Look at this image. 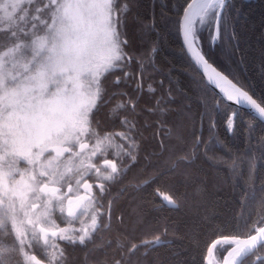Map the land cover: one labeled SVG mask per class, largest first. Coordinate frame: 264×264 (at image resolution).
Returning a JSON list of instances; mask_svg holds the SVG:
<instances>
[{
  "label": "trees",
  "instance_id": "obj_1",
  "mask_svg": "<svg viewBox=\"0 0 264 264\" xmlns=\"http://www.w3.org/2000/svg\"><path fill=\"white\" fill-rule=\"evenodd\" d=\"M188 1L138 0L133 12L159 19L162 5L173 17L176 12L181 15ZM125 3L128 0H121L122 6ZM237 3L245 5L247 19L234 24L236 39L227 41L223 49L216 48L219 41L213 47L202 41V51L231 80L250 87L249 92L260 102L264 99L260 76L264 0ZM113 10L117 23L116 0ZM136 27L130 13V37ZM9 32L0 30V50L14 42ZM152 38L160 44L159 54L151 61L159 71L146 68L140 57L121 48L122 62L99 78V96L89 114L90 134L85 140L91 143V134L108 133L126 148L131 136L132 158L124 151L98 155L97 162L111 159L118 170L98 190L102 222L110 202L109 224L101 223L82 241L57 239L62 250L59 264H204L213 240L245 236L264 222V123L236 108L235 134L225 131L223 115L212 121L215 126L210 133L202 101L198 103L188 88L189 81L199 76L189 64L190 58L180 51L181 39L163 23L159 35L154 32ZM212 94L219 112L235 108L225 102L222 106L217 93L212 90ZM24 245L31 254L45 259L39 247ZM22 246L0 210V264H26ZM224 248L216 247L218 257ZM258 254L264 256V242L240 264H264V257L253 262Z\"/></svg>",
  "mask_w": 264,
  "mask_h": 264
},
{
  "label": "rangeland",
  "instance_id": "obj_2",
  "mask_svg": "<svg viewBox=\"0 0 264 264\" xmlns=\"http://www.w3.org/2000/svg\"><path fill=\"white\" fill-rule=\"evenodd\" d=\"M113 2L114 0H94V20L97 26L107 24L113 31V39L117 40L120 38L116 31ZM6 3V9L0 8V30L8 29L14 37V42L0 50V56L6 61L4 68L11 76L27 75L22 65L31 60V54L26 48L23 54H13L10 50L22 41L25 33L31 35L43 27L41 20L44 13L38 11L41 8L38 0H6ZM117 54L119 59H111L109 63V52L89 47V54L85 59L90 63H87L85 70L81 72L77 88L73 89V85L69 83V91L63 94L64 99L49 106L51 110L46 113L45 119L30 113L26 120L24 114H20V119L15 122L16 127L12 130L18 146L23 147L43 139L41 146L32 147L28 158L13 156L9 152L6 141L13 137L9 134L6 117L11 110V87L0 86V210L19 241L23 243L26 264H33L34 258L25 249L24 244L39 245L42 248L46 258L41 264H59L62 250L57 239L82 241L95 229V213L91 209V203L81 210L91 219L90 223L87 222L81 227L77 224L81 223L77 215L66 218L64 212L68 209L71 199L78 195L79 183L86 175H91L93 180H97V185L113 176L111 163L107 162V159L97 162L98 155L113 151L118 153L123 147L115 135L104 133L91 134V143L78 149L79 144L86 139L85 136L90 134L88 119L99 96L101 74L120 64L124 58L120 47ZM96 65H99V68L95 67ZM57 80L63 82L61 76H58ZM60 86L49 84L44 99H51ZM56 146H68L70 150L54 155L52 150ZM42 183L61 184L62 188L57 192L43 193L39 190ZM68 184L70 187L66 193L63 189L67 188ZM64 220L67 221L61 224ZM37 225L57 230V237L45 236L41 241ZM212 264H218V259H212Z\"/></svg>",
  "mask_w": 264,
  "mask_h": 264
},
{
  "label": "snow or ice",
  "instance_id": "obj_3",
  "mask_svg": "<svg viewBox=\"0 0 264 264\" xmlns=\"http://www.w3.org/2000/svg\"><path fill=\"white\" fill-rule=\"evenodd\" d=\"M137 4L138 0H128V3L122 6L121 0H116V31L122 39L114 40L113 31L107 24L96 25L94 0H44L38 10L44 13V18L41 20L43 27L31 35L25 33L22 41L10 50L13 54H23L26 48L31 54V60L22 65L27 75L11 76L4 68L6 61L0 56V86L11 87V110L6 117L9 134L13 137L10 141H6L11 155L28 158L32 147L43 144L41 138L35 143L18 146L15 133L12 131L16 127L15 122L20 119V114H24L26 120L30 113L38 114L41 119H45L46 113L51 110L49 106L64 99L63 94L69 91V83L73 85V89L79 86L80 74L85 70L86 64L90 63L85 59L89 54V47L109 52L111 54L109 63L111 59H119L117 49L123 48L125 52H129V55L140 57L145 62L146 68L151 66L153 71H159L151 63L160 52L159 40L153 39L152 34L155 32L159 35L161 23L174 31L178 38H182L180 51L186 57H190L189 64L199 76V79L193 78L189 81L188 88L195 93L198 103L202 101L205 108L204 115L209 120L210 133L215 126L212 121L217 115H223L225 131L235 134V124L239 117L236 108L225 107L223 112L215 108L216 96L212 94V85L224 94L227 101L234 102L237 106H247L264 119V106H262L264 99L258 102L249 94L250 87L239 80L233 83L206 59L202 51V41L208 42L210 47L212 42L219 41L216 48L223 49L227 41L236 39L234 24L241 19L246 21L247 18L243 13L245 5L242 3L238 5L237 0H202V2L192 0V3H188L183 10L182 16L179 12L173 17L168 16L167 10L161 5V13L157 19L154 14L144 18L134 13L133 8ZM6 7V0H0V8L6 9ZM13 7L15 8L16 5L14 4ZM130 13L137 25L134 37H130L127 31ZM8 15L10 16L11 13ZM137 46L139 50L135 51ZM95 67L99 68V65ZM58 76L63 78L62 83L57 80ZM260 76L264 79V64L261 65ZM49 84L61 86L56 89L51 99L45 100L44 93ZM182 93L188 95L186 92ZM188 99L191 97L189 96ZM220 104L223 106L224 101L221 100ZM244 127L246 128L247 124Z\"/></svg>",
  "mask_w": 264,
  "mask_h": 264
},
{
  "label": "water",
  "instance_id": "obj_4",
  "mask_svg": "<svg viewBox=\"0 0 264 264\" xmlns=\"http://www.w3.org/2000/svg\"><path fill=\"white\" fill-rule=\"evenodd\" d=\"M197 2H202V0H197ZM188 3H192V0H189L187 2V4ZM187 4L183 8V10L187 7ZM183 10L181 12V16L183 15ZM180 39H181V42H182V38H180ZM215 42H212V45H214ZM217 70L220 71L219 69H217ZM201 72H202V70H201ZM222 74H224V73H222ZM227 78L230 79L229 77H227ZM205 81H206V77H205ZM233 83H235V82L233 81ZM211 88L226 103H229V104L235 106L236 108H241V109L247 111L252 116L257 117L259 120H261L264 123V119L260 118L259 114L256 113L255 110H252V109H250L247 106H237V105H235L234 102L227 101V99L224 96V94L222 92H220V90L218 88H216L215 85H212ZM82 144H86V143L83 142ZM65 150H67V147L57 146V147L54 148L53 152L55 154L59 155L62 152H64ZM57 188L58 187L55 186V185H49V184L44 183V184L41 185L40 190L41 191L56 190ZM164 199H165V197H164ZM83 200H84V197H81V198L77 199L74 203H72L70 205V207L68 208V213H71L76 207H78L82 203ZM39 229H40V232H41V238H43L45 236V234L53 235V234L56 233L55 231L50 232L48 230H45L41 226H39ZM262 242H264V223L259 228H257L254 232H252V233H250V234H248L246 236H223V237H218V238H216L215 240H213L209 244L207 252H206V255H205L204 264H212L211 260L212 259H216V256L214 254V249H215L217 244L221 243L223 245L224 244L228 245L227 248L222 253L218 264H239L240 261L245 256L250 254Z\"/></svg>",
  "mask_w": 264,
  "mask_h": 264
},
{
  "label": "flooded vegetation",
  "instance_id": "obj_5",
  "mask_svg": "<svg viewBox=\"0 0 264 264\" xmlns=\"http://www.w3.org/2000/svg\"><path fill=\"white\" fill-rule=\"evenodd\" d=\"M131 132V131H129ZM134 140L131 136H128L127 137V140H126V148L123 146L121 148V151H119L118 153L116 151H113V152H109V153H113L115 155L119 154L120 152L124 151L125 154L132 158L131 157V154H132V145H134ZM97 159V158H96ZM102 162V161H100ZM107 162L111 163L112 167L110 168L113 175L115 173L118 172L117 170V164L113 161V160H109L107 159ZM91 176V175H86L84 178L81 179L80 183H79V187H78V195L76 196V198H79L81 196H84L85 199L84 201L82 202V204L80 206H78L77 208H75L73 210L72 213H74V215L76 216L77 215V218L78 220L81 222V223H77L80 227L83 226L84 224H86L87 222H89L91 219L87 218L83 212L81 211L84 206L88 203H91V209L94 211L95 213V222H96V225H95V228L99 227L101 225V223H104V226H108V222L107 220H109V209H110V202L107 201V207L105 209V221L102 222V214H103V209L99 206H102V202H100L98 200V190H99V186L100 185H97L98 181L97 180H89L88 177ZM87 177V178H86ZM92 177V176H91ZM69 186L65 189H63V191H65L66 193L68 192V189L70 187V184H68ZM97 185V186H96ZM60 188L57 190L59 191ZM71 201H75L74 198L71 199ZM73 215V216H74ZM107 219V220H106ZM90 223V222H89ZM42 249V248H40ZM264 257L262 254H258V255H254V258H253V262H256L258 259ZM45 260H39V264L43 263Z\"/></svg>",
  "mask_w": 264,
  "mask_h": 264
}]
</instances>
